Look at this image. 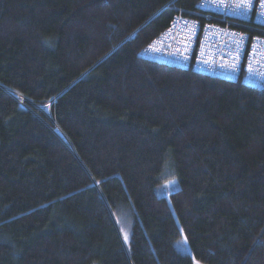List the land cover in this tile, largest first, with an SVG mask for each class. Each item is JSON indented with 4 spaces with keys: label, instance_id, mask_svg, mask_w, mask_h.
<instances>
[{
    "label": "trees",
    "instance_id": "obj_1",
    "mask_svg": "<svg viewBox=\"0 0 264 264\" xmlns=\"http://www.w3.org/2000/svg\"><path fill=\"white\" fill-rule=\"evenodd\" d=\"M200 2L0 0V264H264V88L142 54Z\"/></svg>",
    "mask_w": 264,
    "mask_h": 264
},
{
    "label": "built area",
    "instance_id": "obj_2",
    "mask_svg": "<svg viewBox=\"0 0 264 264\" xmlns=\"http://www.w3.org/2000/svg\"><path fill=\"white\" fill-rule=\"evenodd\" d=\"M236 2L201 0L197 18L177 15L142 54L264 88V6L260 0L247 9L225 6Z\"/></svg>",
    "mask_w": 264,
    "mask_h": 264
},
{
    "label": "rangeland",
    "instance_id": "obj_3",
    "mask_svg": "<svg viewBox=\"0 0 264 264\" xmlns=\"http://www.w3.org/2000/svg\"><path fill=\"white\" fill-rule=\"evenodd\" d=\"M116 221H117V225L120 230L123 242L124 244L128 245L130 242L131 230H130V223L128 221L126 214L122 212H118L116 215ZM125 234H127V237H128L127 240H125ZM178 248L180 251L185 252L186 246L183 242H181L178 244ZM196 264H199V263H196Z\"/></svg>",
    "mask_w": 264,
    "mask_h": 264
},
{
    "label": "snow or ice",
    "instance_id": "obj_4",
    "mask_svg": "<svg viewBox=\"0 0 264 264\" xmlns=\"http://www.w3.org/2000/svg\"><path fill=\"white\" fill-rule=\"evenodd\" d=\"M261 5L264 6V0H260ZM219 3L223 4L224 0H219ZM226 7H233L234 9H247L252 6V0H237L234 5H225ZM171 31V30H169ZM234 67V65H233ZM174 181H169V183H173ZM123 231V230H122ZM127 234H125V240H127ZM186 239V238H185Z\"/></svg>",
    "mask_w": 264,
    "mask_h": 264
},
{
    "label": "water",
    "instance_id": "obj_5",
    "mask_svg": "<svg viewBox=\"0 0 264 264\" xmlns=\"http://www.w3.org/2000/svg\"><path fill=\"white\" fill-rule=\"evenodd\" d=\"M184 254H187L188 252H187V250L185 249V252H183Z\"/></svg>",
    "mask_w": 264,
    "mask_h": 264
}]
</instances>
